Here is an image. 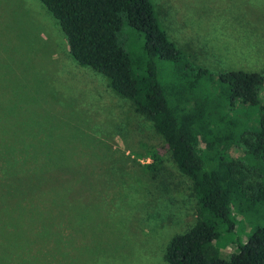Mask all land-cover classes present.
<instances>
[{
    "label": "rangeland",
    "instance_id": "374dc122",
    "mask_svg": "<svg viewBox=\"0 0 264 264\" xmlns=\"http://www.w3.org/2000/svg\"><path fill=\"white\" fill-rule=\"evenodd\" d=\"M152 2L168 38L193 65L214 75L264 76V0ZM122 35L125 48L137 54L138 34L125 26ZM156 66L160 80L173 76L170 62L156 60ZM108 84L73 60L58 20L39 0H0V171L20 166L9 178L0 172L3 209L14 213L10 186L17 184L30 192L29 202L59 218L63 203H70L81 227L75 242L87 264H168V241L196 221L191 181L152 124ZM258 98L264 105V84ZM237 111L235 117L244 115L242 107ZM258 116L257 106L247 108L243 126L256 125ZM148 148L162 158L156 173L143 166L151 161ZM230 154L242 159L249 180L264 185L260 163L253 165L241 148ZM34 165L44 173L31 170ZM230 219L232 228L218 224L213 241L224 259L264 226V203L244 213L233 209Z\"/></svg>",
    "mask_w": 264,
    "mask_h": 264
},
{
    "label": "trees",
    "instance_id": "16d2710c",
    "mask_svg": "<svg viewBox=\"0 0 264 264\" xmlns=\"http://www.w3.org/2000/svg\"><path fill=\"white\" fill-rule=\"evenodd\" d=\"M39 1L58 20L73 60L101 73L114 93L128 99L133 111L162 137L171 160L191 181L196 221L171 237L164 261L264 264V226L257 227L229 259L220 257L213 246L219 237L218 224L232 228L233 209L244 213L264 203L262 182L249 180L242 159L230 154L233 147L241 148L247 160L264 168V105L258 98L264 76L243 70L214 75L193 65L168 38L152 0ZM125 26L142 41L135 55L124 46ZM156 60L170 62L174 77L160 80ZM208 84L211 87L205 88ZM253 105L259 109L258 122L243 126V121L247 123L243 116ZM238 107L244 115L235 117ZM145 155L151 161L144 168L156 173L161 156L153 148ZM16 168L20 166L5 165L0 172L9 178ZM34 169L44 173L36 165ZM18 188L16 184L8 190L14 195L13 214L3 209L8 202L0 192V264H87V256L75 242L81 227L70 203H63L65 216L59 218L29 202L30 192Z\"/></svg>",
    "mask_w": 264,
    "mask_h": 264
}]
</instances>
